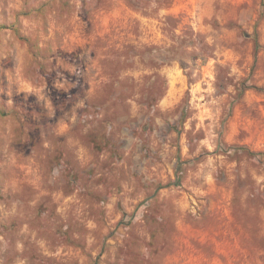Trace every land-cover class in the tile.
Wrapping results in <instances>:
<instances>
[{"label":"rangeland","instance_id":"374dc122","mask_svg":"<svg viewBox=\"0 0 264 264\" xmlns=\"http://www.w3.org/2000/svg\"><path fill=\"white\" fill-rule=\"evenodd\" d=\"M0 264H264V0H0Z\"/></svg>","mask_w":264,"mask_h":264},{"label":"trees","instance_id":"16d2710c","mask_svg":"<svg viewBox=\"0 0 264 264\" xmlns=\"http://www.w3.org/2000/svg\"><path fill=\"white\" fill-rule=\"evenodd\" d=\"M250 154H254L253 152H250ZM145 201H148V199H146Z\"/></svg>","mask_w":264,"mask_h":264}]
</instances>
